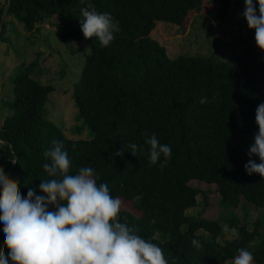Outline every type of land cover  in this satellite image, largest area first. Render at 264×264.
I'll return each mask as SVG.
<instances>
[{"label":"trees","instance_id":"obj_1","mask_svg":"<svg viewBox=\"0 0 264 264\" xmlns=\"http://www.w3.org/2000/svg\"><path fill=\"white\" fill-rule=\"evenodd\" d=\"M221 1L218 16L223 17L230 0ZM91 3L98 12H108L119 21V32L109 46L84 38L78 20L84 6L80 0H11L7 16L22 23L27 32H34L46 18L58 17L60 24L70 27L64 41L88 49L72 99L78 123L93 136H66L49 118L54 87L32 77L37 60L23 66L12 79L15 98L5 103L12 114L0 126V139L8 142L0 146L3 175L16 160L11 174L5 176L6 184L19 187L22 196L29 187L43 195L38 186L50 179L42 167L48 162L43 153L53 140L62 141L70 158L69 173L75 174L81 166L92 167L97 184L106 183L110 194L120 198L118 219L141 237L151 238L170 262L227 264L237 249L246 248L253 254V264H264V241L252 248L264 224L261 220L250 230L248 221L237 216L206 220L187 215L198 206L199 196L206 199L208 195L193 182L216 186L223 205L234 208L242 202L264 209V178L256 173L249 176L244 168L258 132L255 110L264 102V59L252 48L242 52L235 67L210 57L171 59L165 46L152 37L157 24L185 28L203 0ZM8 21L12 20L4 23L0 38ZM203 97L208 102L201 104ZM152 132L171 148L163 168L159 160L149 165L147 145L137 156L128 152L130 143L143 144L145 134ZM122 149V157L114 154ZM251 159L259 163L258 157ZM225 230L237 234L222 244L218 238ZM194 237L199 249L191 244Z\"/></svg>","mask_w":264,"mask_h":264},{"label":"clouds","instance_id":"obj_2","mask_svg":"<svg viewBox=\"0 0 264 264\" xmlns=\"http://www.w3.org/2000/svg\"><path fill=\"white\" fill-rule=\"evenodd\" d=\"M79 24L85 39L95 38L102 47L109 46L119 32V21L108 12H98L91 0H80ZM241 15L254 39L264 50V0H243ZM208 102L207 97L200 103ZM258 132L249 145L250 159L244 164L246 173L264 178V102L255 110ZM44 151L48 162L42 164L50 179L41 180L38 195L28 188L26 196L19 187L6 184L0 170V240L8 252H0V264H175L151 238L138 235L134 228L118 217L121 200L110 194L106 183L97 184L94 169L81 166L69 173L70 158L63 142L53 140ZM147 145L149 165L158 160L163 168L171 154L167 144L160 143L155 132L145 134L143 144L128 145L133 156L144 153ZM123 156L124 151L114 153ZM259 158V163L251 157ZM163 157L161 160L160 158ZM196 249L200 242L195 237ZM231 264H253V254L237 249Z\"/></svg>","mask_w":264,"mask_h":264},{"label":"rangeland","instance_id":"obj_3","mask_svg":"<svg viewBox=\"0 0 264 264\" xmlns=\"http://www.w3.org/2000/svg\"><path fill=\"white\" fill-rule=\"evenodd\" d=\"M221 3V0H203L201 9L192 13L185 28L159 22L152 37L165 46L171 59L180 55L210 57L229 67H235L247 48L254 49L256 55L264 59V50L256 45L254 29H249L241 15L243 0H230L223 17L218 16L219 10L223 8ZM4 6H7L6 0H0V10ZM7 20L12 21H8V26L0 38V126L12 114L5 103L15 98L13 77L23 71V66L37 60V64L32 67V77L41 83L52 85L55 89L50 95V106L48 103L49 118L69 138L90 139L93 136L92 131L88 127L84 130L81 126L83 123H78L77 108L72 99L74 86L81 78L88 49L78 48L77 43L64 41L63 36L70 27L60 24L58 17L46 18L31 33L12 17L7 16L5 22ZM192 185L208 195L206 199L203 195L199 196L198 206L188 210L187 215L206 220H217L224 216H227L226 220H230L237 216L248 221L250 230L254 229L257 220L264 223V209L258 210L242 202L234 208L223 205L216 186L195 182ZM234 231L232 233L225 230L218 242L224 244L234 239L237 234ZM202 235L206 236L203 231ZM263 241L264 224L259 229L252 248H256ZM0 252L5 255L8 252L2 240ZM227 264H231V261Z\"/></svg>","mask_w":264,"mask_h":264},{"label":"water","instance_id":"obj_4","mask_svg":"<svg viewBox=\"0 0 264 264\" xmlns=\"http://www.w3.org/2000/svg\"><path fill=\"white\" fill-rule=\"evenodd\" d=\"M10 5H11V0L8 1V4H7L6 8L4 9V12H3V15H2V21H1V23H0V30H1V28H3V26H4L5 19H6V17H7V14H8L9 8H10ZM7 144H8V142H4V141H2V140L0 139V146H5V145H7ZM15 163H16V160L12 163V166H11L10 169L5 173L4 176H9V175L11 174V171H12V169H13Z\"/></svg>","mask_w":264,"mask_h":264}]
</instances>
